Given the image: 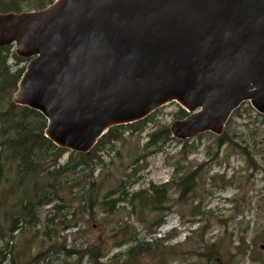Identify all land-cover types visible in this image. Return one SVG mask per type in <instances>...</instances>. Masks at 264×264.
Segmentation results:
<instances>
[{
    "label": "water",
    "instance_id": "1",
    "mask_svg": "<svg viewBox=\"0 0 264 264\" xmlns=\"http://www.w3.org/2000/svg\"><path fill=\"white\" fill-rule=\"evenodd\" d=\"M5 47L28 61L13 103L71 153L171 104L180 142L221 137L247 102L264 116V0H55L0 14Z\"/></svg>",
    "mask_w": 264,
    "mask_h": 264
},
{
    "label": "rangeland",
    "instance_id": "2",
    "mask_svg": "<svg viewBox=\"0 0 264 264\" xmlns=\"http://www.w3.org/2000/svg\"><path fill=\"white\" fill-rule=\"evenodd\" d=\"M39 1L27 4L35 8ZM26 62L20 68H26ZM9 64L14 66L13 61ZM180 109L176 104L160 109L142 132L126 128L121 140L100 153L91 178L86 177L91 168L66 175L59 183L60 200L47 206H38L34 198L33 187L42 185L41 180L19 186L16 169L9 164L0 184L1 264H75L78 257H67L59 248L90 247L100 249L105 264H264V116L244 103L225 128L231 143L218 148L219 137L211 133L186 141V147L173 139L162 153L149 157L146 166L136 164L153 132L165 127L170 131L173 122L182 120ZM68 158L66 154L61 163ZM176 166L182 171L178 175ZM196 171L195 191L181 201L171 184ZM123 183L129 201L108 213L103 202ZM163 185L169 187L160 211L130 200L133 194ZM23 200L36 205V222L29 226L20 219L19 229L11 232ZM161 219V227H151ZM133 238L153 247L128 261ZM156 240L166 241L155 245ZM211 249L218 258L212 263L204 257ZM42 253L45 256L38 258ZM116 255L121 256L119 263L113 261ZM82 264H90L87 257Z\"/></svg>",
    "mask_w": 264,
    "mask_h": 264
},
{
    "label": "trees",
    "instance_id": "3",
    "mask_svg": "<svg viewBox=\"0 0 264 264\" xmlns=\"http://www.w3.org/2000/svg\"><path fill=\"white\" fill-rule=\"evenodd\" d=\"M27 1L28 0H0V13L7 14L43 10L55 0L39 1L35 8L27 4ZM10 61H13L14 66L9 64ZM25 63L27 62L16 56L13 47L0 48V184L3 179L5 180V170L10 164V166L12 165V167L14 166L16 169L17 184L19 186H23L32 179L41 180L42 185L36 183L33 187L35 192L34 198H36L38 206H47L56 200H60L59 191L62 189V186L59 183L62 178L69 174L74 175L79 170L87 171L90 168L91 172L86 177L91 178L95 164L100 159V153L103 152L108 145L121 140L124 137L123 135L126 132V128H128L131 133L144 131L153 123L152 117L155 113L139 123L111 129L99 140L95 148L88 154L71 153L67 150L59 149L45 137L47 122L44 117L28 108L18 107L12 102L13 95L17 90V85L25 70V67L20 68V65ZM15 67L17 68L14 69ZM4 104H7L6 107ZM2 107L4 108L1 109ZM179 115L181 119L188 116L182 109H180ZM172 141L174 140L167 127L153 132L149 136V143L145 147L144 154L138 157L135 163L138 164L142 162L145 163L146 166V161L149 157L162 153L165 145ZM218 142V148H222L224 144L231 143L232 140L228 138L224 132V134L219 137ZM179 144L183 147L188 145L187 142H179ZM148 149L153 150L148 151ZM66 154H69L68 161L62 164L61 161ZM244 154L246 153L244 152ZM175 172L177 175L180 174L182 172L181 168L176 166ZM136 173L137 170L134 171L133 177ZM197 173V171L191 172L186 177L180 179L179 182H172V189H177L179 191V199L181 201L190 197L195 191ZM126 185L127 184L123 183L119 189L109 192L106 196L103 206L106 207L108 213L114 211L118 206L128 203L129 195L127 194ZM57 186L60 188H57ZM77 186L78 185H74L73 187ZM168 187L167 185H163L155 187L153 190L138 192L133 194L130 200L131 202H140L143 208H150L153 212L160 211L166 200L165 195ZM38 193L39 195H37ZM116 195H119L116 199L112 198ZM34 198L30 199V201H33ZM32 203L33 202L26 200L21 202L22 214L18 219L13 220L11 232H15L19 229L18 225L20 219L29 226L35 224L36 220L33 209L36 205ZM163 223L164 220L161 219L155 222L151 227L158 229ZM163 241L156 240L155 245ZM152 247V244L140 242L135 238L133 246L126 255V260L135 261L140 256L148 254ZM59 252L64 253L67 257H71V255L78 257L75 264H82L83 259L86 257L90 264H105L102 262L104 255L101 254L100 249L94 247L71 250L59 248ZM45 254L46 253L40 254L38 258L44 257ZM216 256L217 254L215 255L211 249L204 257L212 263V261L218 259ZM120 259L121 256L116 255L113 261L119 263Z\"/></svg>",
    "mask_w": 264,
    "mask_h": 264
}]
</instances>
